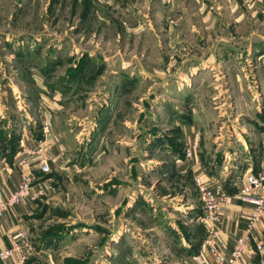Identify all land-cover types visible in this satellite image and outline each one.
I'll return each instance as SVG.
<instances>
[{"label":"rangeland","instance_id":"1","mask_svg":"<svg viewBox=\"0 0 264 264\" xmlns=\"http://www.w3.org/2000/svg\"><path fill=\"white\" fill-rule=\"evenodd\" d=\"M253 148L264 0H0V156L33 150L40 191L8 209H26L17 263L194 264L175 246L205 231L195 177L232 198Z\"/></svg>","mask_w":264,"mask_h":264},{"label":"built area","instance_id":"2","mask_svg":"<svg viewBox=\"0 0 264 264\" xmlns=\"http://www.w3.org/2000/svg\"><path fill=\"white\" fill-rule=\"evenodd\" d=\"M196 136V135H195ZM198 147L197 141L186 148L184 155L192 158L194 149ZM33 153V150H23V154L18 159H15V165L20 169L21 180L18 185L9 192L8 196L0 198V216L4 215L8 209L19 204L24 198L35 199L39 196L40 191L37 185H32L30 181V163L28 157ZM39 170L45 172L50 169L51 162L54 159L40 158ZM242 176V177H241ZM236 177L233 182L238 190L236 197L240 203L249 204L252 206V211L248 215L247 232L244 235L237 236L233 249L231 251L230 260L235 261L243 257L249 251L250 241L255 242V247L258 251L264 248V244L257 241L251 232L257 228L264 218V170H246ZM196 188L198 189L199 202L202 205V220L207 222L206 237L209 252L211 253L215 264H226V256L218 246L217 239L219 235L218 224L222 218L221 211L226 208L231 199V194L218 180H215L207 174L195 177ZM26 232H18L11 236V244L8 247L0 249V261L9 260L15 254L21 255L25 259L22 252L26 244ZM194 264H204L205 260L201 255H195Z\"/></svg>","mask_w":264,"mask_h":264},{"label":"crops","instance_id":"3","mask_svg":"<svg viewBox=\"0 0 264 264\" xmlns=\"http://www.w3.org/2000/svg\"><path fill=\"white\" fill-rule=\"evenodd\" d=\"M195 126V123L192 125V130ZM195 134V133H194ZM30 144V140H25ZM23 142V141H22ZM20 144H24L20 143ZM31 145V144H30ZM248 144L246 143L245 148H247ZM234 146L231 145L230 151H233ZM27 150V149H24ZM198 150L197 148L194 149V154L191 159H187L189 161L191 168L193 169L194 175L197 176L202 174L200 164L198 161V157L196 156ZM257 152L253 148L248 155L250 161L246 167H243L245 170H250L253 167L255 169H259L258 166H261V169L264 170V161L259 162L260 159L257 160ZM255 163L253 164V161ZM242 160V159H241ZM248 160V159H245ZM14 164V163H13ZM221 176V174H219ZM213 177V175H212ZM215 180L216 177H213ZM20 171L16 167H10L8 162H4L0 156V198H4L8 196L9 192L12 191L20 182ZM16 207V206H15ZM252 211V206L245 203H240L236 197V195H232L231 201L229 205L221 211L223 215L220 219V223L218 224L219 228V237L216 241L219 250L225 254L226 256V264H264V248L258 251L255 247V242L250 241L249 251L243 257L239 258L238 260L232 261L230 260L231 251L237 239V236L244 235L247 232V223H248V215ZM26 209L24 207L17 206V208H12L11 211L8 210L7 213L0 216V249L4 247H8L11 242L9 240V235L12 234V230L16 228L15 222L18 218L25 215ZM203 221V220H202ZM206 226L207 222L205 221V231L202 232L201 235H195L194 238H189L188 240L193 243L189 245H184V248H180L179 245H176V250L179 253L180 251L184 252H192V257L195 255H201L205 263L204 264H215L211 253L209 252L208 245H207V237H206ZM162 231H170L169 228L163 227ZM165 233V232H163ZM252 236L257 238L258 242L264 244V218L263 220L258 223L257 228L251 232ZM179 246V247H178ZM183 246V245H182ZM185 254V253H184ZM172 259H175L174 257ZM194 259V258H193ZM177 263L180 264L184 263L183 257L176 258ZM193 263V262H192ZM0 264H19L16 262L14 257H10L7 261H0Z\"/></svg>","mask_w":264,"mask_h":264}]
</instances>
